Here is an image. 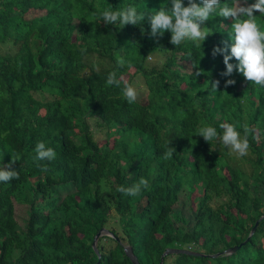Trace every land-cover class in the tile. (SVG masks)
<instances>
[{
    "label": "trees",
    "instance_id": "obj_1",
    "mask_svg": "<svg viewBox=\"0 0 264 264\" xmlns=\"http://www.w3.org/2000/svg\"><path fill=\"white\" fill-rule=\"evenodd\" d=\"M165 2L0 0V164L17 159L19 172L0 182V264H133L125 247L138 264H159L166 249L192 253L165 254L161 264H264V86L221 75L212 52L234 42L218 25L227 18L204 22L201 45L178 46L167 30L153 38L146 19L99 21L105 9L154 12ZM255 15L264 27V14ZM111 71L120 87L106 84ZM134 77L145 99L129 104L123 81ZM228 79L235 83L225 87ZM88 119L102 125V144ZM223 122L241 136L250 129L246 156L196 134L220 132ZM40 141L55 159H35ZM168 141L175 152L165 160ZM141 177L150 187L139 195L116 190ZM101 228L109 235L97 237L95 252Z\"/></svg>",
    "mask_w": 264,
    "mask_h": 264
},
{
    "label": "clouds",
    "instance_id": "obj_2",
    "mask_svg": "<svg viewBox=\"0 0 264 264\" xmlns=\"http://www.w3.org/2000/svg\"><path fill=\"white\" fill-rule=\"evenodd\" d=\"M214 14L227 18L218 25H222L223 31H227L226 35L228 37L231 35L234 41L227 43L228 45L230 43L227 49L221 47L213 49L212 54L220 57L219 61L224 71L221 75L236 78L239 73H242L248 81L264 86V27L259 26L255 15L264 14V0H226V3H222V0H200L199 3L196 0H188L187 6L183 0H170V6L167 2L162 3L160 8L154 12L138 11L136 7L129 5L119 10H103L99 14V21L103 20L106 25L123 27L127 24H140L146 19L150 24V35L153 38L162 36L167 30L171 33L170 43L175 46L185 40L199 41L201 45L209 34L202 30L203 24ZM125 63L123 57L117 59L119 67H123ZM192 67L197 68L195 75H199L201 70L197 67L196 61H193ZM121 83L122 80L117 78L116 71L107 74L106 84L108 86L120 87ZM219 83V80L211 82L214 90L217 89ZM234 83L233 79H228L225 81V87ZM122 94L129 104L137 100V89L126 80L123 81ZM219 128L220 132L216 127L203 126L196 134L209 143L214 139L219 140L226 148H230L241 157L248 154L250 129L247 126H244L243 136L233 123L223 122ZM35 152V159L38 161H51L56 157L54 149L47 147L43 141L37 142ZM174 152V147L170 146V141H168L162 158L171 159ZM16 162L17 159L11 158L6 164H0V182L8 183L19 179V172L13 167ZM37 166L42 171L48 170L46 164ZM149 187V181L141 177L133 185L117 186L116 190L124 195L137 196ZM101 229L105 231L103 234L109 235L106 229ZM100 235H102L101 232Z\"/></svg>",
    "mask_w": 264,
    "mask_h": 264
},
{
    "label": "rangeland",
    "instance_id": "obj_3",
    "mask_svg": "<svg viewBox=\"0 0 264 264\" xmlns=\"http://www.w3.org/2000/svg\"><path fill=\"white\" fill-rule=\"evenodd\" d=\"M147 60H148L149 63H154V64L157 61L155 58H153V56L148 58ZM93 61L95 62L97 60H93ZM124 77H126V76H124ZM131 84L137 89V92H138L137 100L138 101H143L145 99V89H144L143 84L141 83V81L138 78L134 77L132 82H131ZM241 85H243V82H240L238 84L237 88H240ZM97 122L98 121L95 120V119H88L87 120V124L89 126V130L92 131V133H93V138L99 144H102L104 142V139H105L104 138V133H103V127H102V125H98ZM180 207H181V205L177 203L176 204V208H179V209H176V210H178L179 212L185 210V209H182V208L180 209ZM15 210H16V216L18 217L19 220L24 217V209L20 205H16L15 206ZM100 232H101V234L105 233V231H100Z\"/></svg>",
    "mask_w": 264,
    "mask_h": 264
},
{
    "label": "water",
    "instance_id": "obj_4",
    "mask_svg": "<svg viewBox=\"0 0 264 264\" xmlns=\"http://www.w3.org/2000/svg\"><path fill=\"white\" fill-rule=\"evenodd\" d=\"M263 217V216H262ZM257 221L256 220L253 224V226L251 227L250 231H249V235L254 231L255 227H256V224H257ZM100 231H104L103 229H101ZM100 231L97 232L94 236H93V239H92V242H91V247L93 248V250L96 252V248H95V241L97 239V237L100 235ZM236 249V247H232V248H229V249H226L224 251L221 252V254H228L230 252H233L234 250ZM126 253V255L129 257V259L131 260V262L133 264H138L135 257L133 256V254L131 253V250L129 247H125V249H123ZM178 252H183V253H192V252H188V251H185V250H180V249H166L162 252V254L160 255V262L159 264H161V257L165 254H170V253H178ZM217 254H213L212 256H216Z\"/></svg>",
    "mask_w": 264,
    "mask_h": 264
}]
</instances>
